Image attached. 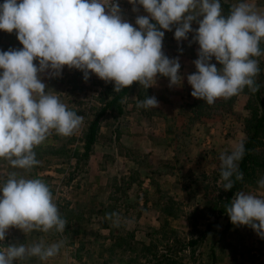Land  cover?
Here are the masks:
<instances>
[{
  "label": "clouds",
  "instance_id": "9594fccd",
  "mask_svg": "<svg viewBox=\"0 0 264 264\" xmlns=\"http://www.w3.org/2000/svg\"><path fill=\"white\" fill-rule=\"evenodd\" d=\"M132 11L142 7L135 25L122 17L119 0H4L0 4V31H15L22 48L0 51V159L12 168L30 170L40 163L34 148L54 130L69 137L80 129L84 117L69 110L56 94L46 92L41 74L60 77L65 66L83 72L87 81L95 74L114 83L120 93L135 83L148 89L158 75L169 87L182 85L179 57L163 51L165 31H174L178 42L199 45L193 61L196 72L187 76L191 96L213 105L228 100L245 88L260 90L257 57L264 55V12L240 0L227 14L221 0H128ZM154 21V22H153ZM198 28H193V23ZM138 26V27H137ZM182 51V49H181ZM213 58L221 66L212 63ZM36 61L37 63H34ZM155 96L137 99L136 107L157 108ZM246 149L238 143L230 153H221L222 189L229 191L244 173L239 170ZM264 188V178L257 181ZM225 211L234 226H248L264 239V197L236 191ZM114 227L119 214L106 213ZM67 221L53 201L50 187L39 178H17L11 172L0 185V242L10 229L27 235L33 231L62 233ZM64 242L8 243L0 247V264L36 257H55Z\"/></svg>",
  "mask_w": 264,
  "mask_h": 264
},
{
  "label": "rangeland",
  "instance_id": "374dc122",
  "mask_svg": "<svg viewBox=\"0 0 264 264\" xmlns=\"http://www.w3.org/2000/svg\"><path fill=\"white\" fill-rule=\"evenodd\" d=\"M3 2L0 0V4ZM239 2L233 0V5ZM246 2L264 12V0ZM119 4L123 19L134 26L137 15H147L142 7L138 13L133 12L128 0H120ZM192 27L198 28V24L194 22ZM174 31H165L163 51L169 58L179 57L182 85L170 88L168 78L158 75L156 84L150 87L149 97L155 96L159 106L152 108L154 111L150 109L153 112L148 118L135 108L134 96L127 94L123 99L122 116L117 117L114 111L104 115L98 139L87 159L77 160L73 149L77 147L82 152L86 126L103 105L101 98H110L111 92L106 93V89L112 86L110 91H114V83H106L95 74L85 81L82 71L67 66L60 77L41 74L46 92L56 94L69 110L83 116L84 122L69 137L57 135L53 130L41 145L34 148L40 163L30 170L12 168L6 160L0 159L1 185L11 172H16L17 178H39L50 187L56 205L69 202L71 207L83 210L89 216L92 209L94 212V208L102 204L119 214L120 226L114 227L112 220L104 226L100 224L102 217L93 214L80 226L74 222L70 224L68 231L82 229L72 238L68 232L33 231L25 235L19 229H10L0 247H6L8 243L31 245L41 240L45 245L64 242L60 252L47 261L32 257L18 260L16 264H127L135 255L138 257L130 264H152V256L139 257L136 249L126 250L123 245L110 248L115 235L130 233L133 238H128L129 242H151L156 251L179 248L188 239L202 236L200 244L192 249L194 251L179 248L172 253L174 264H209L211 250L215 264H264V239L248 226L231 224L225 228L224 219L214 220L215 214L196 210L201 203L192 196L194 188L186 187L195 174L212 170L219 159L218 153H225L229 146L233 147L235 139L238 141L244 137L247 96L240 94L229 113L192 123L185 105L189 87L187 76L196 71L193 61L198 58L199 45L190 44L193 33L188 34V40L178 44ZM12 33L15 37L9 42L11 34L3 31L1 41L9 43V48L3 51L16 47L18 40L15 31ZM212 63H215L214 58ZM161 100H167V111ZM161 114L166 118H161ZM1 173H7V176L3 178ZM242 191L264 197V188L259 185L248 186ZM167 197L175 201L170 215L162 211ZM60 206H57L58 210ZM212 221L208 228L207 224Z\"/></svg>",
  "mask_w": 264,
  "mask_h": 264
},
{
  "label": "trees",
  "instance_id": "16d2710c",
  "mask_svg": "<svg viewBox=\"0 0 264 264\" xmlns=\"http://www.w3.org/2000/svg\"><path fill=\"white\" fill-rule=\"evenodd\" d=\"M221 5L223 12L227 14L233 5V0H221ZM173 30H175V27H173ZM2 36L3 31H0V51L9 48V43L5 44L1 41ZM14 37L15 34L11 33L9 42H11ZM22 47L23 46L18 41L15 49ZM261 49L262 51H264V43L261 44ZM255 59L258 60L260 67V72L256 77V81L260 85V90L253 94L247 88H245L244 91L241 93L247 96L244 104V109L247 111V114L243 118L242 130L244 137L238 140L236 144H234V147L240 142H243L245 145V155L242 161L239 162V170L244 173L243 180L237 181L233 189L229 191L223 190L222 181L220 179V160L217 159V162L216 164H214V167L211 171H201L197 175L195 174L193 177H191L190 183L186 185L188 189H190L191 187L194 188L192 196L194 199L197 198V200H199L201 203V206L195 207V209L202 211L207 210L215 214L216 218L214 220H218L219 218L224 219L226 221L225 228H229L232 223L230 222V218L225 211L224 205L230 203L236 191H242L248 186L250 187L253 185H258L257 181H259L261 178H264V55H261L260 57H257ZM215 63L217 64L218 68L221 67L216 61ZM111 87L112 86H109L106 89V93L111 92L110 98H101L103 105L98 108V112L86 126L82 137V152L80 153L77 147L73 149L72 153L74 156H77V160L87 159L88 155L93 150L92 148L98 139L100 123L104 115L114 111L116 112L115 115L117 117L122 116V114L124 113L123 99L127 94L134 96L133 103L135 105V108H137V99L143 100L146 96L149 97L151 95L150 87L146 89L147 92L144 93L145 89H143L142 86L135 82L132 86L124 89L120 93L110 91ZM191 91L192 88L189 85L186 94L187 101L185 105L187 106V108L189 109L188 111L191 114L190 120L192 121V123L195 120L200 121L203 118L229 113L231 110H233L234 102L240 95L239 94L238 96H233L228 100H224L222 98L217 99L216 102L210 106L205 101L192 97ZM137 110L142 112L147 118L150 116L149 113L152 112L150 109L145 110L143 108H137ZM234 147L229 146V148L226 149L225 152L230 153ZM220 154L221 153H218V156H220ZM116 189H118L119 191L122 190L121 188ZM112 198L116 199V197ZM167 198L168 199L165 201V206L163 207L162 211L166 215H170L173 210V204L175 201L171 197ZM60 208L61 209L59 210V213L61 217L67 221L65 230L63 232H68L70 234V238H72V236H74L75 234L82 232V229H80V227L79 229L68 231V229L70 228L69 226L72 222L80 226L84 219L88 221L89 217L95 214L97 216L102 217L103 221H101L100 224H104V226H106L107 221H110L106 218V213L113 212L112 209L110 210V207L104 208L102 204L100 207L94 208V212L92 209L90 211L91 214L89 213V216H86L83 210L76 209V207H71L69 202H67L63 206L61 205ZM212 224L213 221L209 222L207 224V227H211ZM155 232H157V230H155ZM113 238L114 241L110 245V248L113 249L121 247L123 245L124 249L126 250L135 251L136 249L137 254H139V257H146L148 255L152 256V264H159L161 262L163 264H174L175 260L171 259L172 253L176 252L179 248H187L191 251H194L192 249L197 244H200V242L202 241V236L200 239L198 237L191 238L184 242L182 245H180L179 248L171 247L168 251H156L154 250V246L151 242L145 243L143 241L141 242L135 240H131L129 242L128 238H133L132 233L126 236L115 235ZM70 244L72 245L73 243L70 242ZM135 245L140 246L137 248ZM80 248H82V246L78 249ZM210 255L212 259L210 260L209 264H215V255L212 250L210 251ZM136 257H138V255H135V257L130 258L129 261H127L126 263L130 264V262L135 260Z\"/></svg>",
  "mask_w": 264,
  "mask_h": 264
},
{
  "label": "crops",
  "instance_id": "0c3cea01",
  "mask_svg": "<svg viewBox=\"0 0 264 264\" xmlns=\"http://www.w3.org/2000/svg\"><path fill=\"white\" fill-rule=\"evenodd\" d=\"M161 103H162V107H163V109L165 110V111H167V109H166V105H167V100H161ZM153 110V109H152ZM154 111V110H153ZM152 111V112H153ZM191 114H188V116H190ZM161 118H163V119H165L166 118V115L165 114H161ZM207 119L206 118H203L202 120H200L201 122H205ZM238 141H236V139H235V143H233V147H234V144H236ZM81 146H82V144H81ZM230 147H232V145L230 146ZM82 148V147H81ZM1 174H4L3 175V178H5L6 176H7V173H1ZM5 181H6V179H3V183H5ZM0 185H1V183H0Z\"/></svg>",
  "mask_w": 264,
  "mask_h": 264
},
{
  "label": "built area",
  "instance_id": "2783aa9c",
  "mask_svg": "<svg viewBox=\"0 0 264 264\" xmlns=\"http://www.w3.org/2000/svg\"><path fill=\"white\" fill-rule=\"evenodd\" d=\"M119 2H120V0H119Z\"/></svg>",
  "mask_w": 264,
  "mask_h": 264
}]
</instances>
